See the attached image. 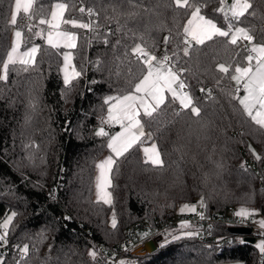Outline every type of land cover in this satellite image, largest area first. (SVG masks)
<instances>
[{
	"label": "trees",
	"instance_id": "16d2710c",
	"mask_svg": "<svg viewBox=\"0 0 264 264\" xmlns=\"http://www.w3.org/2000/svg\"><path fill=\"white\" fill-rule=\"evenodd\" d=\"M14 1L0 0V62L9 51ZM56 2L69 5L66 18L85 22L98 19L100 27L95 33L62 26L77 34V47L70 51L77 70L83 71L67 96H62L65 88L60 72L65 49L51 48L44 39L33 38L26 28L21 49L39 46L36 67L24 72L19 64L10 66L8 81H0V221L13 211L17 213L7 245H0L3 264H108L104 252L116 251L129 225L143 222L157 228L179 206L201 199V209L207 215H222L232 207L234 216L236 209L243 207L256 210L257 214L249 218L262 220L264 129L243 112L238 99L233 98V81L217 70L220 63H246V42L233 46L218 37L194 46L185 56L182 32L188 13L176 8L173 0H133L132 5L129 0H36L33 9L43 5L48 14ZM251 2L249 13L255 12V16L246 14L239 26L254 28L255 43H264V0ZM81 7L94 9L98 17L90 18L87 11L81 14ZM114 7L136 15H117ZM217 7L219 0H209L202 12L218 26H226L222 14L213 11ZM27 23L21 12L16 27ZM120 25L125 27L118 31ZM37 30L33 28V32ZM141 35L154 55H168L177 70L186 69L181 79L200 115H193L190 108L181 109L169 95L156 119L141 115L144 132L151 133L150 142L156 144L163 167L144 163L141 137L113 166L112 187L108 189L112 205L97 204L93 199L95 165L108 150V137L95 135L107 109L103 101L131 91L142 77L144 65L130 54L135 43H142ZM118 57L125 60L119 77L115 75ZM33 98L37 101L35 111L30 107ZM26 144L32 147L25 148ZM251 147L261 159L254 157ZM217 162L223 167L217 168ZM113 212L115 229L111 226ZM208 229L215 243L228 240L230 247L216 253L213 246L200 241L199 235H184L200 228L179 226L160 234L152 253H126L119 262L264 264V255L255 242H243V236L230 234L225 225ZM41 232L46 236L43 240L38 235ZM177 235L180 239L160 245ZM25 243L29 244V254L21 259L15 245ZM90 249L98 253L95 260L88 254Z\"/></svg>",
	"mask_w": 264,
	"mask_h": 264
},
{
	"label": "snow or ice",
	"instance_id": "6c2138e0",
	"mask_svg": "<svg viewBox=\"0 0 264 264\" xmlns=\"http://www.w3.org/2000/svg\"><path fill=\"white\" fill-rule=\"evenodd\" d=\"M173 2L176 8L186 9L188 13V19L183 25L182 32V43L184 45L182 51L185 56L190 54V49L194 46H202L218 37L224 38V43L233 46L238 45L241 41L246 42L248 51V54L244 57L246 63L241 64L235 61L232 64L220 63L217 65V70L229 76V79L235 83L233 98L238 99L243 112L251 121L259 128L264 129V43H255V37L252 34L254 28L239 26L241 18L245 17L246 14L255 16V12L249 13V10L253 8L251 0H232L231 4H228L227 0H219V7L213 9V11L223 15L226 26H218L215 20L203 14L202 10L207 6L209 0H173ZM35 3L36 0H15L9 21L13 27L14 39L6 58L0 62L2 64L0 66V81H8L10 66L19 64L24 72L36 67V55L39 52V46L34 45L25 51H21L22 45L25 43V28L32 36L44 39L54 49H75L77 47V34L64 29L63 25H70L71 28H80L88 32L98 33L100 27L98 19H89L85 22L76 18H66L65 13L69 8L67 3L56 2L52 5L48 14L44 13L43 5H41L39 10H34L33 5ZM132 3L133 0H129V4L132 5ZM79 11L81 14L87 11V15L90 18L98 17V13L92 8L86 10L81 7ZM113 11L117 15H127L129 17L136 15L134 11L121 13L115 7ZM21 12L25 14L29 23L16 27ZM113 18L106 17V19ZM33 20L38 22L33 24L31 23ZM117 24H119L118 19ZM41 25L46 26V28L39 27ZM124 27L125 25H120L117 30L120 31ZM33 28H38L39 30L33 32ZM128 31L132 30L129 29ZM110 34L111 31L109 30L108 35ZM135 35V32H133V36ZM138 38L142 43H135L130 49V54L144 65L145 71L142 78L133 85L131 91L123 95L108 96L103 101L108 107L106 116L101 117V125H119L121 131L110 134L101 126L95 132L98 137H108L107 147L113 153V155L108 156L96 165L100 171L96 183L95 203L97 204L103 203L111 206L113 203L112 193L108 190L112 187L111 173L113 166L118 158L123 157L141 137L145 136L141 115L149 119H156L160 115L161 107L165 104L168 94L171 95L172 101H179L181 109L190 108L193 115L197 117L200 115V109L193 106L190 94L183 91L186 84L181 79V75L186 69L177 70L170 63L171 57L168 55H165L162 59L158 58L146 47L147 41L144 40L143 35ZM168 42L169 37H164L165 45ZM104 43H108L106 38ZM119 43L120 41L118 40L117 45ZM61 55L63 66L60 70L63 73L65 88V91H62V96H67L73 90L74 82L78 81L83 75V71L77 70V66L73 63L74 55L71 51H65ZM128 56L129 52L126 51L125 58L127 59ZM117 59L120 62L116 65L115 75L119 77L122 74L121 65L125 63V60H121L119 57ZM128 63L130 64L131 61L128 60ZM128 71L131 73L130 68ZM92 82L95 83V81ZM241 89L243 90V96L239 95ZM201 91H204V89L202 88ZM30 107L33 111L36 110L37 101L35 98L30 101ZM148 136L151 138V133ZM30 147H32L31 144L25 145V148ZM144 152L145 164H151L153 167H163L164 162L156 145H153L151 149L145 148ZM29 159H31V156ZM256 159L259 160L261 157L256 155ZM216 167L222 168L223 165L217 162ZM200 206L204 207L203 199L200 201ZM185 210L195 213L197 206L185 204L182 206L181 212ZM256 214V210L243 207L235 213L242 220ZM199 215L201 219H204L203 214ZM16 216L17 213L13 211L0 221V245H7L10 227ZM253 222L256 223V221ZM258 224L261 229H264V219L258 221ZM116 225L117 220L113 212L111 226L115 229ZM180 227L185 229L189 228L190 225L187 222H181ZM38 235L41 240L46 238L44 232ZM184 235L193 236L196 233L186 232ZM173 239H180V236H173ZM15 247L18 249L21 259H25L28 256L29 244L25 243L23 246L15 245ZM257 248L264 255V241L257 244ZM49 251H51V248ZM88 254L93 260L98 255L94 249H90ZM0 264H3L2 259H0ZM17 264H19V261ZM67 264H70V261ZM119 264H126V262L121 260Z\"/></svg>",
	"mask_w": 264,
	"mask_h": 264
},
{
	"label": "built area",
	"instance_id": "2783aa9c",
	"mask_svg": "<svg viewBox=\"0 0 264 264\" xmlns=\"http://www.w3.org/2000/svg\"><path fill=\"white\" fill-rule=\"evenodd\" d=\"M79 2V1H78ZM159 58H163L160 56ZM136 60L135 57H133ZM242 90V89H241ZM234 212L232 207H228L222 215H207L201 208L195 213H174L171 217L162 221L157 228H152L148 223L135 222L125 229V237L123 242L116 247L114 252H104V256L108 264H118L120 258L126 253H131L135 248L142 247L149 240H157L159 235L169 228L176 229L181 225V222H187L189 225L200 230L196 231V237L199 235L200 241L207 246H213L216 253L230 247L231 243L228 240H223L220 243H215L209 234V229L212 225L220 224L227 227L248 228L251 233L249 237H260L264 241V229L259 227L258 221L254 223L252 218L244 219L232 216ZM199 214H203L204 219L200 218ZM264 219V212H263Z\"/></svg>",
	"mask_w": 264,
	"mask_h": 264
},
{
	"label": "crops",
	"instance_id": "0c3cea01",
	"mask_svg": "<svg viewBox=\"0 0 264 264\" xmlns=\"http://www.w3.org/2000/svg\"><path fill=\"white\" fill-rule=\"evenodd\" d=\"M156 56V55H155ZM159 58V57H158ZM142 78V77H141ZM140 78V79H141ZM234 86H235V83L233 82ZM184 92H187V90L184 88L183 89ZM188 93V92H187ZM169 96H171L170 94H168ZM240 96H243V90H241V94ZM177 103V105L180 107V104H179V101H175ZM241 106V105H240ZM108 107V106H107ZM242 108V107H241ZM107 110V109H106ZM243 110V109H242ZM105 116H106V113H105ZM103 126L106 130H109L108 132L110 134H115L119 131H121L119 125H114V126H109L107 124H104V125H100L99 127ZM98 127V128H99ZM97 128V129H98ZM149 132H145V136H143L142 138L144 139V143L140 146V151H141V155L143 157V159L145 160V152H144V149L145 148H148V149H151L153 145H156L155 143L153 142H150V138L148 136ZM108 142V141H107ZM157 147V146H156ZM110 155H113V153L111 152L110 149L107 150V152L96 162V165L98 163H100L101 161L105 160L108 156ZM95 165V174H94V191H93V199L96 201V183H97V177L100 175V171L99 169L96 167ZM181 213H186V212H181ZM180 213V214H181Z\"/></svg>",
	"mask_w": 264,
	"mask_h": 264
},
{
	"label": "rangeland",
	"instance_id": "374dc122",
	"mask_svg": "<svg viewBox=\"0 0 264 264\" xmlns=\"http://www.w3.org/2000/svg\"><path fill=\"white\" fill-rule=\"evenodd\" d=\"M231 2H232V0H227V3H228V4H231ZM14 3H15V1H14ZM13 7H14V5H13ZM222 16H223V15H222ZM43 28H46V26H43ZM38 30H39V29H38ZM34 32H35V31H34ZM32 37H33V38H38V37H35V36H32ZM13 39H14V35H13V30H12V31H11V35H10V45H9V50H10V48H11V45H12V41H13ZM45 42H46V41H45ZM32 46H34V45H31V46H29L28 48H30V47H32ZM25 50H27V48H25V49H21V51H25ZM65 51H70V49H65L64 52H65ZM62 66H63V58H62L61 68H62ZM61 68H60V69H61ZM60 72H61V70H60ZM61 76H62V80H63V73H62V72H61ZM251 150H252V152H253L254 157L256 158V155H258V151H257L256 148H254V147H251ZM183 205H185V204H183ZM183 205L179 206V207L176 209V214H180V213H181V208H182ZM188 205H196V206H197V210L201 208V206H200V201H197V202H195V203L188 204ZM239 209H240V208H237V209H236V212H237ZM184 212H186V213H193V212L188 211V210H185ZM236 212H235V213H236ZM234 216H236V215H234ZM236 217H238V216H236ZM239 218H241V217H239ZM180 237H181V235H180ZM170 239H172V240H176V239H173V237H171V238L166 239V240H164L163 242H161L160 245L165 244V243H167L168 241H171ZM261 241H263V240H262L260 237H258V238H256L255 244L257 245V244H259ZM139 248H140V247L135 248V249L131 252V254L136 255V252L139 250ZM258 251H259V249H258ZM259 252H260V251H259ZM141 256H142V255H141ZM216 264H243V263L240 262V261H222V262H219V263H216Z\"/></svg>",
	"mask_w": 264,
	"mask_h": 264
},
{
	"label": "water",
	"instance_id": "95a60500",
	"mask_svg": "<svg viewBox=\"0 0 264 264\" xmlns=\"http://www.w3.org/2000/svg\"><path fill=\"white\" fill-rule=\"evenodd\" d=\"M228 232L232 235H238V236H243V242L248 243V244H254L255 238L249 237L251 231L248 228H235V227H228ZM158 246V241L157 240H149L144 245L139 248V250L136 252V255H145L152 253L153 251L156 250Z\"/></svg>",
	"mask_w": 264,
	"mask_h": 264
}]
</instances>
